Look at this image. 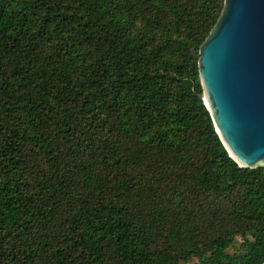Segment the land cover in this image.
<instances>
[{"label": "trees", "instance_id": "obj_1", "mask_svg": "<svg viewBox=\"0 0 264 264\" xmlns=\"http://www.w3.org/2000/svg\"><path fill=\"white\" fill-rule=\"evenodd\" d=\"M224 2L0 0V264L264 262V166L202 99Z\"/></svg>", "mask_w": 264, "mask_h": 264}, {"label": "water", "instance_id": "obj_2", "mask_svg": "<svg viewBox=\"0 0 264 264\" xmlns=\"http://www.w3.org/2000/svg\"><path fill=\"white\" fill-rule=\"evenodd\" d=\"M199 74L230 156L239 167L264 166V0H225L200 47Z\"/></svg>", "mask_w": 264, "mask_h": 264}, {"label": "rangeland", "instance_id": "obj_3", "mask_svg": "<svg viewBox=\"0 0 264 264\" xmlns=\"http://www.w3.org/2000/svg\"><path fill=\"white\" fill-rule=\"evenodd\" d=\"M239 244H240V242L237 243L236 248L239 246ZM230 251H232V250L230 249ZM188 264H195V261H192V262H190Z\"/></svg>", "mask_w": 264, "mask_h": 264}]
</instances>
